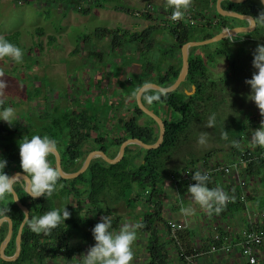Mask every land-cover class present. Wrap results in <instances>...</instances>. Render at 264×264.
<instances>
[{
    "label": "trees",
    "instance_id": "1",
    "mask_svg": "<svg viewBox=\"0 0 264 264\" xmlns=\"http://www.w3.org/2000/svg\"><path fill=\"white\" fill-rule=\"evenodd\" d=\"M62 1L65 2L68 9L71 6L78 13L89 15L93 8L103 9L107 4L116 0H88L86 6H83L82 2L84 0ZM217 1L190 0L189 5H194L192 7L196 10L195 19H192L195 21L193 25L187 19L183 20L182 18L173 25L151 26L143 33L129 35L127 32L121 34L120 30H117L116 33L110 30L106 31L113 38V50L125 48V43H129L138 46L137 52L140 54L143 51V44L157 32L170 30L169 34L174 38V43L162 53L160 60L154 61L142 56L143 61H139L141 71L130 86L131 89H126V91L134 92L136 96L137 91L147 83H155L162 87L172 86L181 71V50L185 44L192 41L211 39L225 29L247 27L249 25L246 20L219 14L216 7ZM56 2H59V0H56ZM221 8L226 12L255 17L264 7L260 0H247L243 3L223 0ZM144 16L150 18V14ZM102 32L104 33L103 30L96 31L98 37L101 36ZM2 37L21 48L20 32ZM240 37H243L245 41L238 43L239 38L236 39L238 41L228 38L218 42L219 47L212 51L207 49L208 46L191 48L189 73L179 90L170 94H164L156 90H148L143 93V103L161 117L165 123L166 134L160 148L145 150L135 146L137 150H133V146H129L123 160L116 165H110L102 158L94 159L88 170L75 180H64L59 176L57 183L62 184L63 187L50 197L45 196L33 200L27 196L23 187L24 182L14 185L20 202L30 210V218L39 216L54 208L59 209L57 206L58 199L67 201L68 198H74L78 204L74 208L70 207L72 211L66 209L70 214L69 218L48 235L33 233L25 225L21 236L22 251L19 259L15 263H11L2 260L0 257V264H44L47 260L54 259L60 250H69L70 241L74 237L87 241L91 237L92 227L99 222L102 215L111 218L110 230L117 231L122 219L120 216L114 217L116 207L123 204L126 208L134 211L143 202L153 208L148 215L136 218L137 223L142 225L139 229L149 239L148 264H172L169 259V249L170 245L176 242V239L173 238L172 242L168 244L160 238L163 228L168 229V223L162 216L163 203L158 200L159 195L163 193L165 183L168 180L174 182L182 171H185L188 167L196 166L202 161H208L210 158L209 155L198 158L196 154L191 152L186 156V160L182 162L185 163L184 166L181 165V161H178L183 148L188 146L193 138L196 139L199 132L204 131L203 124L207 122L208 117L217 115L219 106L226 102L224 99L216 101V96L221 92V88L225 91L230 85L242 79L243 74L252 73L250 69L251 53L257 44L264 45V26L257 24V28L253 32L243 33ZM51 40L54 41V39ZM253 45L254 47H251ZM79 49L80 47H77L73 54H77ZM176 54H178V58L175 57ZM93 55L98 58L101 57L98 53H93ZM166 57L176 59V63L170 64L167 68L164 67L163 59ZM218 59H225L229 64L225 78L219 81L212 79L210 70V66L215 65ZM117 68L119 69V67ZM95 84L101 85V80L98 79ZM193 88H195L194 94L188 95L186 92H192ZM37 90L40 89L37 88ZM39 96L40 91H37L36 97ZM150 96H157L158 99L149 103L146 97ZM29 98H32V95H29ZM134 99V110L131 117H118L117 119L115 128L118 131H115V133H117L118 138L105 133L104 122L106 118L100 114L101 107L97 103L88 106L87 100L83 105L78 100L75 101L76 108L80 111H76L70 106L61 108L60 106L50 105L45 107L42 115L23 118L21 124L17 123L15 126L9 127L7 124L0 122V157L7 161L4 172L8 175L21 172L18 141L23 137L30 139L32 135H47L55 141V148L62 157L63 171L68 174L76 173L81 169L88 156L84 148L92 142L95 144L92 151H104L112 159L118 155L121 145L128 139H139L148 145L154 144L159 137V128L150 117L147 123H140L141 119L147 115L138 108L136 97ZM103 105V108H106L109 112L112 110L119 111L121 108V104L112 105L110 102L108 103V99L105 100ZM3 107H8V105L3 103ZM156 107L161 108V110L164 109L162 114L155 111ZM241 121L243 120H238V123L243 127V130L250 126V123L243 125ZM231 124L234 125L233 121ZM231 124L227 123L228 126ZM243 130L238 131L239 136L236 139L238 143L245 136L242 135ZM225 132L227 133L228 130H225ZM256 148L257 150L254 152L261 153L264 151L263 147ZM234 149L237 155L243 152L239 147L234 146ZM47 159L50 165L56 169L55 156L51 154ZM245 172L247 176L255 175L264 178V161L254 160L249 163ZM79 184L85 187L83 191L77 187ZM173 184L180 189L186 187L181 183L174 182ZM80 207L86 208L85 215L79 214ZM232 207L223 211V215L231 210L244 211L243 203L232 205ZM0 208H8L5 215L14 222V236L16 237L24 213L12 198L0 201ZM92 212H96L95 218L91 216ZM5 233L6 231L3 230L0 235V245L4 240ZM14 239L12 246L6 251V256H12L15 252ZM213 244L219 245L220 243H210L209 247ZM176 248L179 250V257L184 264H187V257L195 255L194 252L192 253L193 250H184L179 245Z\"/></svg>",
    "mask_w": 264,
    "mask_h": 264
},
{
    "label": "rangeland",
    "instance_id": "2",
    "mask_svg": "<svg viewBox=\"0 0 264 264\" xmlns=\"http://www.w3.org/2000/svg\"><path fill=\"white\" fill-rule=\"evenodd\" d=\"M87 2L88 0H84L83 6H86ZM149 6H153L154 11L148 13L150 18H147L144 12ZM192 6H188L179 20L183 18L189 22L195 19L196 10ZM166 8V0H116L103 9L93 8L89 15H82L71 6L68 9L62 0L59 2L56 0H0V36L20 32L23 53L19 63L8 58L0 59V80L6 85L0 88V104L2 103L0 108H3L4 103L15 109L14 123L21 124L23 118L42 115L46 106L61 108L70 106L80 111L76 108L75 101L78 100L83 105L87 100L88 106L99 104L100 114L106 118L105 133L117 137L115 131L118 130L115 125L118 117L130 118L134 110L135 93L126 89H131L130 86L141 71L139 61H143L142 56L154 61L160 60L162 53L174 43V38L169 34L170 30L157 32L143 44V51L140 54L137 52L138 46L129 43H125V48L113 50V38L106 31L116 33L120 30L121 34L127 32L130 35L143 33L151 26L173 25L175 22L171 19V11ZM97 30H103L104 33L102 32L98 37ZM240 35L229 39L239 40L238 43H241L245 39ZM206 46L212 51L219 47V43ZM77 47H80L79 52L74 55L73 51ZM93 53H98L101 57L98 58ZM175 57L178 58V54ZM175 63L176 59L170 57L163 59V66L166 68ZM117 67H120L122 71L118 70L121 74L115 77L114 72ZM228 67L229 64L225 59H218L215 65L210 66L212 79L217 81L224 79ZM250 69L251 74H243L242 79L230 85L225 91L221 88L216 101L224 99L226 102L219 106L218 114L214 115V126L209 128L206 127L207 122L204 123V131L199 132L196 139L193 138L191 143L183 148L178 159L182 166L185 164L182 162L191 152L198 158L209 155L208 161L233 160L235 149L232 142L239 136L238 131L243 130L238 120H243L241 121L243 125L247 123L252 125L244 128L242 134L250 143L251 129L259 128L261 121L259 110L246 99L249 88L245 80L250 79L255 71L252 67ZM97 77L101 80L99 86L95 84ZM37 91H40L39 97H36ZM29 95H32V98H29ZM107 99L112 105L121 104L119 111L109 112L103 108V103ZM163 110L158 107L155 109L159 114H162ZM149 119L144 116L140 123L145 124ZM232 121L234 125L231 124ZM227 123L231 125L228 126ZM224 128L228 130L227 133ZM201 133H207L205 143L202 145L197 143ZM222 133L226 135L222 136ZM94 146L92 142L85 146L84 150L89 154ZM132 149L137 150L136 147ZM21 182L22 179L18 178L15 185ZM77 187L81 191L85 189L80 184ZM180 201L184 207H193L189 195ZM77 204L74 198H68L67 201L57 200L59 209L65 207L72 211L71 208L76 207ZM85 210L86 208L80 207L79 214L85 215ZM95 213L91 214L93 218L96 217ZM148 213V204L145 202L134 211L120 204L116 207L114 217L120 216L122 219L119 224L120 229L125 223L130 226L137 223L136 218L139 215H148ZM147 237L142 230L136 229V239L132 244L133 260L130 264H148L149 239ZM93 243L92 236L87 241L74 237L70 241L69 250L63 249L57 257L44 264H80L81 255L86 254ZM171 249L172 247L170 251ZM169 254H171L172 264H181L179 252L172 249Z\"/></svg>",
    "mask_w": 264,
    "mask_h": 264
},
{
    "label": "clouds",
    "instance_id": "3",
    "mask_svg": "<svg viewBox=\"0 0 264 264\" xmlns=\"http://www.w3.org/2000/svg\"><path fill=\"white\" fill-rule=\"evenodd\" d=\"M264 5V0H260ZM190 0H166L167 7L172 9L171 19L177 20L182 17L184 11L188 8ZM253 26L260 24L264 26V8L257 16L251 17ZM22 50L20 47L9 42L0 36V59L8 58L11 61L19 63L22 60ZM251 67L255 70L250 79L245 80V84L249 88L246 97L259 110L261 117L259 128L250 132V143L256 147H264V45L257 44L251 53ZM5 82L0 80V88H4ZM149 103L157 100V96L146 97ZM15 120V109L12 107L0 108V122L13 126ZM215 116L208 117L206 127H213ZM207 133H201L197 139V143L202 145L205 143ZM226 133H222V136ZM235 147H239V143L232 142ZM18 156L20 175L25 177L26 183L23 185L27 196L33 200L39 197L52 196L54 192L59 191L63 187L58 184L59 173L52 167L47 159L55 150V141L47 135H32L30 139L23 137L18 141ZM7 161L0 157V201L6 198H15V182L17 175H8L4 172ZM191 179L195 181L187 187V193L194 205H198L200 209L211 213L213 210L217 213L220 211V205H223L228 198L226 194L219 188L210 189L207 187L208 176L196 171L192 174ZM215 206V207H214ZM180 213L189 216L194 212L192 207L181 206ZM8 208H0V219H7L5 215ZM69 212L63 209H52L46 211L39 216L29 218L28 214L23 217L22 223L28 229L36 234H50L58 225L64 223L69 218ZM111 218L102 215L91 229V236L94 241L86 254L81 255L80 264H130L133 260L132 244L136 239V229L142 227L139 223L129 225L125 223L118 231L110 230Z\"/></svg>",
    "mask_w": 264,
    "mask_h": 264
},
{
    "label": "crops",
    "instance_id": "4",
    "mask_svg": "<svg viewBox=\"0 0 264 264\" xmlns=\"http://www.w3.org/2000/svg\"><path fill=\"white\" fill-rule=\"evenodd\" d=\"M118 70L122 71L120 67L119 69L116 68L114 72L116 74L115 77L121 74ZM133 147L135 146L133 145ZM239 148L241 152L257 150L251 143H248L246 137L240 140ZM238 156L235 152L234 158L231 161H202V163L207 166H231L236 162L235 160ZM240 182L246 184L244 188L240 186ZM173 183L171 180H168L165 183L163 193L159 195L158 200H161L163 203L162 216L166 219L167 223L169 221L184 223L186 229L173 235L169 229L164 227L160 236L161 240L169 244L175 238L176 242L171 244L170 247L177 252H179L176 248L177 245L183 247L182 249L184 250H193L192 253L194 252L195 255L187 257L188 264H249L242 257L241 242L245 231L251 229L259 230L263 226L261 217L264 215V178L255 175L247 176L243 173L240 176L235 174L228 177L215 176L212 182L208 183L207 187L211 189L219 188L228 197L223 205L219 206L220 211L217 213L213 210L209 213L200 209L198 205L193 204L192 208H194V212L189 216H185L179 211L180 207L183 206L180 199L188 195L187 187L180 189L177 185L174 186ZM238 203L244 204V211L231 210L223 215V211L230 209L232 205ZM152 209V206H148L149 213H151ZM217 231L229 238L232 252H210L211 247H209V244L214 242L213 237ZM170 257L171 254H169L171 261ZM257 258V264H264V255L261 252L258 253ZM180 263L182 264L183 262L181 261Z\"/></svg>",
    "mask_w": 264,
    "mask_h": 264
},
{
    "label": "water",
    "instance_id": "5",
    "mask_svg": "<svg viewBox=\"0 0 264 264\" xmlns=\"http://www.w3.org/2000/svg\"><path fill=\"white\" fill-rule=\"evenodd\" d=\"M222 1L223 0H218L217 1V6L216 7H217V11H218L219 14H221L223 16L235 17V18H238V19H241V20H246V21L249 22V25L247 27H237V28H234V29H225L220 34L216 35L215 37H213L211 39H208V40H205V41H192V42H189V43L185 44L182 47V50H181L182 67H181V71H180V74H179L176 82L170 87H162V86H160L158 84H155V83H147V84L143 85L136 93V103H137L138 108L145 115H147L148 117L153 119L156 122V124H157V126L159 128V137H158L157 141L154 144H152V145H148V144L143 143L139 139H128L121 145L118 155L115 158H113V159L110 158L107 155V153L104 152V151H101V150L92 151V152H90L88 154V156H87L83 166L81 167V169L79 171H77L76 173H72V174H68V173H65L63 171V168H62V157H61L59 151L55 148V150L51 154H53L55 156L56 169H57V172L59 173V176L62 179H64V180H75V179H77L78 177L83 175L88 170V168L90 167L92 161L94 159H97V158H102L103 160H105L110 165H116V164L120 163L123 160V158L125 156V153H126V149L129 146H133L134 145V146L141 147V148H143L145 150H156V149L161 147V145L164 142V138H165V134H166L165 123H164V121L162 120L161 117L156 115L152 110H150L143 103V101H142L143 93L148 91V90H156V91H160L161 93H164V94H170V93H173V92L179 90L181 85L185 82V80H186V78L188 76V73H189V53H190V49L191 48H193V47H201V46H206V45L218 43V42H220L222 40L228 39V38L233 37V36H237L239 34L251 33L257 28V25L253 26L251 17L242 16V15H239L237 13L224 11L221 8V2ZM230 1H232L234 3H243V2H245L247 0H230ZM263 7H264V5H263ZM194 92H195V88H193L192 92H186V93L188 95H192V94H194ZM19 173L20 172H15L12 175L16 174L17 175V179L21 178L26 183L25 177L23 175H20ZM15 198H16L15 200L13 199L15 204L20 208V210L24 213V215L28 214V216L30 218L29 209L20 202L16 191H15ZM36 199H38V198H36ZM4 222H8L9 223L10 229H9V234H8L7 238L5 239L4 243L2 244V246L0 248V256H1V259H3L6 262H13V261L17 260V258L19 257V255L21 253V236H22L25 224L21 223L19 231H18L17 252H16V254L13 257H7L5 255V249H6L8 243L10 242L11 237H12L13 222H12V220L9 217L7 219H0V228H1V226H2V224Z\"/></svg>",
    "mask_w": 264,
    "mask_h": 264
},
{
    "label": "built area",
    "instance_id": "6",
    "mask_svg": "<svg viewBox=\"0 0 264 264\" xmlns=\"http://www.w3.org/2000/svg\"><path fill=\"white\" fill-rule=\"evenodd\" d=\"M166 10H170L169 7ZM154 11L153 6H149L147 10H145L144 15ZM179 19L174 20V22H178ZM192 25L195 23L194 20L189 21ZM233 38V37H232ZM231 38V39H232ZM118 138V137H116ZM259 147V146H256ZM262 148V147H261ZM264 148V147H263ZM254 160H263L264 161V151L261 153L254 152V151H243L240 154L236 162L231 165H209L207 166L204 163H200L196 166L188 167L185 171H182L177 178L174 180L176 183L184 184L188 187L191 184H194L195 181L191 179L192 174L196 171L201 172V174H207L208 181L207 183L212 182L215 176H231L233 174L240 176V174L246 175V168L248 167L249 163L253 162ZM264 176V175H263ZM246 184L244 182H240V186L244 188ZM262 218V227L259 230L251 229L247 230L243 233L242 242H241V254L244 259L249 264H257L258 262V253L261 252L264 255V215ZM168 229L174 235L177 232L184 231L186 229V225L184 223L179 222H168ZM214 242L220 243L219 245L213 244L210 248L211 253H216L218 251H222L224 253L232 252V248L229 244V238L227 236H223L220 234L219 231L213 237Z\"/></svg>",
    "mask_w": 264,
    "mask_h": 264
},
{
    "label": "flooded vegetation",
    "instance_id": "7",
    "mask_svg": "<svg viewBox=\"0 0 264 264\" xmlns=\"http://www.w3.org/2000/svg\"><path fill=\"white\" fill-rule=\"evenodd\" d=\"M15 173V172H14ZM13 174V173H12ZM22 182H24L23 180H22ZM22 182L20 183V184H22ZM25 183V182H24ZM39 199V198H38ZM30 211V210H29ZM12 220V219H11ZM13 222V221H12ZM9 229H10V225H9V223L8 222H4L3 224H2V226H1V228H0V235H1V233L3 232V230H5L6 231V233H5V236H4V240L2 241V243H1V245H0V248H1V246H2V244L4 243V241H5V239L7 238V236H8V234H9ZM19 231V230H18ZM15 235V229H14V222H13V228H12V237H11V240H10V242L8 243V245H7V247H6V249H5V255H6V251L9 249V247L10 246H12V242H13V239H14V244H15V252H14V254L12 255V256H7V257H13L15 254H16V252H17V236H18V234H17V236L15 237L14 236ZM22 242V241H21ZM63 250V249H62ZM62 250H60V251H62ZM21 251H22V247H21ZM59 251V252H60ZM59 254V253H58ZM58 254H57V256H58ZM20 255H21V253H20ZM20 255H19V257H20ZM56 256V257H57ZM1 257V256H0ZM19 257L17 258V260L19 259ZM3 260V259H2ZM17 260H15V261H13V262H11V263H15ZM48 261V260H47ZM45 263V262H44Z\"/></svg>",
    "mask_w": 264,
    "mask_h": 264
}]
</instances>
